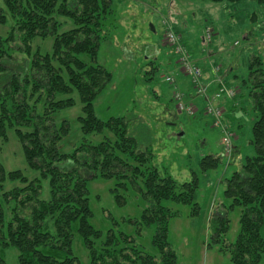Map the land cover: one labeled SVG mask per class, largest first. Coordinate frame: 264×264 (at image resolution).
Instances as JSON below:
<instances>
[{"label":"trees","instance_id":"trees-1","mask_svg":"<svg viewBox=\"0 0 264 264\" xmlns=\"http://www.w3.org/2000/svg\"><path fill=\"white\" fill-rule=\"evenodd\" d=\"M2 2L0 24H9V29L0 36V142L6 143L12 131L28 168L38 176L7 171L0 160V264L2 250L8 247L16 249L17 264H178L168 239V223L175 213L164 202L187 204L191 214L196 212L197 179L178 182L161 173L153 164V154L141 150L136 138L128 135L124 117L102 120L93 108V100L111 79L96 56L113 0ZM66 22L71 26L61 30ZM36 37L52 38L50 50L32 49ZM83 54L87 60L80 57ZM242 86L254 113L249 140L254 151L224 178L225 201L209 220L207 246L227 249L229 264H260L264 261V63L260 57L248 61ZM74 94L80 104L79 131L83 135L106 131L113 139L104 136L97 143L81 142L69 152L59 151L58 143L71 126L67 119L56 122L55 117L76 104ZM218 161L219 157L206 155L201 169H213ZM96 178L115 180L110 192L118 206L125 205L123 193L128 189L146 202L138 220H123L134 226V234L102 232L91 225L88 182ZM6 181L17 185L6 189ZM43 181L48 185L47 198L42 197ZM236 207L240 208L238 232L226 242L228 212ZM147 231L145 246L141 240ZM75 235L87 252L85 263L73 252Z\"/></svg>","mask_w":264,"mask_h":264},{"label":"rangeland","instance_id":"rangeland-1","mask_svg":"<svg viewBox=\"0 0 264 264\" xmlns=\"http://www.w3.org/2000/svg\"><path fill=\"white\" fill-rule=\"evenodd\" d=\"M168 15L171 23L167 22ZM164 22L181 34L182 42L190 50L186 48L188 53L195 55L198 49L201 53L207 49L208 55L212 52L218 55H215L217 61L211 69L223 85L226 86L223 81L224 65L227 68L232 66L236 71L237 84L233 85L239 87L234 90L242 95L237 98L235 118L225 120L235 133L234 150L229 159L223 152L221 132L212 126L211 118L198 113L188 115L174 107L172 89L163 76L171 73L176 56L172 48L166 45ZM105 23L96 62L111 73V79L93 100L95 114L102 120L112 116L124 117L128 135L136 138L141 150L153 154V164L161 173H167L178 182L197 179L196 212L191 214L192 207L187 204L164 202L175 213L168 223V239L176 253L177 263L229 264L227 249H220L219 245L207 246L211 235L209 220L217 211H221V203L225 201L224 178L239 168L245 155H251L254 151L249 144L254 113L242 79L247 74V63L252 56L260 57L264 63V2L113 0L112 12L107 15ZM70 26L66 22L61 30ZM209 28L212 30L211 39L206 42L204 32ZM8 29L9 24H0V36H5ZM51 43L50 37H36L32 41V49L46 52L50 50ZM144 52L147 57L143 58ZM80 57L87 60L85 54ZM152 67H155L152 78L147 79ZM207 83L209 86L213 83L215 88L218 86L212 80ZM226 87L234 88L232 85ZM74 97L76 104L60 111L55 117L56 122L67 119L71 126L69 134L58 143L59 151L69 152L81 142L94 144L104 136L113 139L111 133L106 131L86 135L79 131L76 116L80 114V104L75 94ZM224 100L236 102V97H224ZM206 155L219 157V161L215 168L203 171L200 162ZM0 160L7 171L21 170L28 178L38 176L37 172L28 168L21 145L12 131L8 132L6 143L0 142ZM90 174L86 173V176ZM114 182V179L89 180L90 223L102 232L113 229L134 234V226L123 220H138L146 202L139 194L128 189L123 193L125 205H116L110 192ZM15 184L17 182L6 181L4 187L9 189ZM42 197H48L47 181H43ZM239 214L238 207L228 212L226 242L235 239ZM261 232L264 234V221ZM149 234L145 232L141 240L145 246L149 245ZM72 249L82 263L87 261V252L78 235L74 236ZM16 255L13 247L3 249V264H17ZM260 264H264V261Z\"/></svg>","mask_w":264,"mask_h":264},{"label":"built area","instance_id":"built-area-1","mask_svg":"<svg viewBox=\"0 0 264 264\" xmlns=\"http://www.w3.org/2000/svg\"><path fill=\"white\" fill-rule=\"evenodd\" d=\"M166 24V23H165ZM206 42L210 41L211 34L209 29L205 32ZM164 39L166 44L172 48L176 56V62L179 71L187 78L189 84L192 86L195 97L201 98L203 101L202 110L205 114L212 118L213 126L219 128L221 132V143L223 145V152L230 158L232 153L233 132L225 125L222 119V111L215 105L217 100L224 97L233 98L235 91L232 88L226 87L221 81L215 78L214 81L218 84L213 92L208 91L209 84L205 83L201 68L191 59L186 48L181 42L180 35L177 34L169 24L165 25ZM264 41V38L262 39ZM165 82L174 84V78L171 74L164 77ZM173 98L175 108L179 112H185L188 115H194L198 108L192 102L186 100L174 85ZM227 159V163H228Z\"/></svg>","mask_w":264,"mask_h":264},{"label":"crops","instance_id":"crops-1","mask_svg":"<svg viewBox=\"0 0 264 264\" xmlns=\"http://www.w3.org/2000/svg\"><path fill=\"white\" fill-rule=\"evenodd\" d=\"M168 20L171 22L170 15H168ZM172 24H174V20H173ZM183 44L185 45V47L187 48V50L190 52V50L188 49V47L186 46V44L185 43H183ZM209 47H210V45H209ZM207 53H208L207 49L202 50V53H201V50L198 49L197 52L195 53V55H193L192 53H189V54H191L192 59L195 60L196 64L201 67V69L203 70V72H205L204 77H205V82L206 83L209 80H212L217 75V74H215V76H214V74L212 72V69H211L212 65L214 63H216V61H217L216 60V57H215L216 54H214L212 52V53H210L208 55ZM212 54H214V56ZM216 56H218V55H216ZM144 57H147V54L145 55V52L143 54V58ZM172 66H173V68L170 69V70H171V74L174 76L175 84L180 87V89L183 91V93L185 94L186 98L190 102H195L198 106H201L203 104V102H202L201 99H199L197 97H193V96L191 97L190 96L191 95V91H192L191 90V87H190V85H189V83L187 81V78L179 71V68L177 67L176 61L173 63ZM224 66H225V68H222L225 71V75H224V79H223L224 83L226 85H232V86L235 87V85H233V84H237V82L235 80L236 79L235 78V72L236 71L234 70V68L232 66H229L228 68L226 67V65H224ZM170 87L172 89V86H170ZM208 89H209V92L210 93L213 92L215 90V85L213 83L210 84V86H209ZM172 90H171V92H172ZM187 94H188V97H187ZM237 98H238V96L236 97V102H232L231 100H224V99H221V100L217 101L218 105L223 110V114L225 116L224 120L227 121V118H230V119L235 118V115H236L235 114V111L237 110L236 104L239 101V100H237ZM172 101H173V99H172ZM173 103H174V101H173ZM198 114H200L202 116H206L201 111L198 112Z\"/></svg>","mask_w":264,"mask_h":264}]
</instances>
